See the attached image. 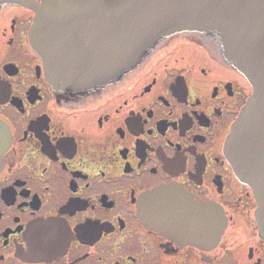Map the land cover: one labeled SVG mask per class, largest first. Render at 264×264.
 I'll use <instances>...</instances> for the list:
<instances>
[{"label": "flooded vegetation", "instance_id": "af4514ba", "mask_svg": "<svg viewBox=\"0 0 264 264\" xmlns=\"http://www.w3.org/2000/svg\"><path fill=\"white\" fill-rule=\"evenodd\" d=\"M33 1L0 0V264H264V113L234 133L264 10L204 0L120 62L116 2ZM216 209L218 245L189 242Z\"/></svg>", "mask_w": 264, "mask_h": 264}, {"label": "water", "instance_id": "95a60500", "mask_svg": "<svg viewBox=\"0 0 264 264\" xmlns=\"http://www.w3.org/2000/svg\"><path fill=\"white\" fill-rule=\"evenodd\" d=\"M19 3H22L34 10L37 11V13L41 16L49 15V6L52 2L46 3V5L37 6L35 5V1L33 0H15ZM116 7L121 10L122 14H127L126 18H121L120 22L122 24L121 28V34L117 36V38L120 39L119 46L121 49H127V51H120L121 54V61L133 58L134 56L140 54L142 52L141 49H144L148 44H151L155 38L157 32L165 25L183 20L186 15H193L197 11L200 10V5L202 1L204 0H191L189 3H181L179 0H176V5L180 9H174L170 10L168 6L171 4V0H109L110 5H114V2ZM228 1V0H227ZM236 1V0H235ZM249 6L256 7L257 10H261V12L264 10V3H258V2H264V0H246ZM255 4V5H254ZM209 5V1L202 7L204 10ZM154 9H160L166 10L163 12L164 15H157L153 17L152 19H145L140 26V32L143 34V30H147L151 23V30L155 34L154 35H147V38L142 35L140 32L136 31V29H133L134 24H137V19L132 18L130 15L135 14L136 16L140 14L148 15L150 14ZM256 12L258 13V11ZM154 21V22H153ZM262 21L264 22V16ZM126 26L125 28H123ZM132 28V29H131ZM130 46V49H128L125 46ZM254 84V93L253 96L248 101V104L246 108L243 110L242 114L240 115L237 123L235 124V131L234 133H240L245 126L246 119L250 116V114H253L252 112L258 111L264 113V80L261 81L260 78H256ZM10 141V133L8 130V126H6L4 123L0 122V167L2 163V155L4 154L8 144ZM146 204L144 205L143 215H146ZM155 214L158 217V226L159 228L164 229V226L161 225L162 221V215L164 214L159 205L155 206L154 210ZM204 214V211L203 213ZM206 221L200 226V229L197 230L196 223L192 222L188 223V231L185 233L186 237L188 238L189 242H196L199 237L201 241L202 239H206L205 243L209 244L210 242L213 245H218L220 242L222 235L224 234L226 228H227V218L225 216V213L220 210H214L213 213H211L210 218L209 214H206ZM175 218V215H174ZM173 219V218H172ZM175 222H178V219H174ZM176 230L182 229L180 225H177L175 227ZM206 235V238H205Z\"/></svg>", "mask_w": 264, "mask_h": 264}, {"label": "bare ground", "instance_id": "6f19581e", "mask_svg": "<svg viewBox=\"0 0 264 264\" xmlns=\"http://www.w3.org/2000/svg\"><path fill=\"white\" fill-rule=\"evenodd\" d=\"M119 14H120L122 17H125V16H127V14H125V13H124V14H122V13H121V10H119Z\"/></svg>", "mask_w": 264, "mask_h": 264}]
</instances>
